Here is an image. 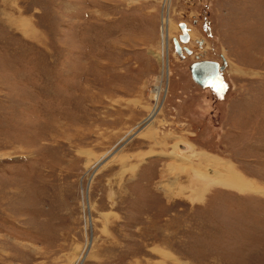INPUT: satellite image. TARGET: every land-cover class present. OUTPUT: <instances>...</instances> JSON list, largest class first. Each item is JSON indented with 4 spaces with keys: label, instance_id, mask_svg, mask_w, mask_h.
Returning a JSON list of instances; mask_svg holds the SVG:
<instances>
[{
    "label": "rangeland",
    "instance_id": "374dc122",
    "mask_svg": "<svg viewBox=\"0 0 264 264\" xmlns=\"http://www.w3.org/2000/svg\"><path fill=\"white\" fill-rule=\"evenodd\" d=\"M0 264H264V0H0Z\"/></svg>",
    "mask_w": 264,
    "mask_h": 264
},
{
    "label": "water",
    "instance_id": "95a60500",
    "mask_svg": "<svg viewBox=\"0 0 264 264\" xmlns=\"http://www.w3.org/2000/svg\"><path fill=\"white\" fill-rule=\"evenodd\" d=\"M179 29L181 31L179 36L173 38L175 52L182 56H184V52L192 54L193 50H191L187 45L183 46L181 44H187L191 41L189 34L190 28L185 21H182L179 23ZM199 44L202 45L203 41L200 40ZM223 68L224 65L220 67V63L218 61L198 59L191 64L190 70L192 77L197 84L201 85L202 87H217L222 81L220 69Z\"/></svg>",
    "mask_w": 264,
    "mask_h": 264
},
{
    "label": "bare ground",
    "instance_id": "6f19581e",
    "mask_svg": "<svg viewBox=\"0 0 264 264\" xmlns=\"http://www.w3.org/2000/svg\"><path fill=\"white\" fill-rule=\"evenodd\" d=\"M166 23L167 24H170V29H171V25H173V24H171V20L169 19V20H166ZM191 33V30H189V34ZM166 34V33H165ZM164 34V36H163V38H165L166 37V35ZM169 37H171V32L168 30V38ZM191 37V36H190ZM198 43H199V41H198ZM183 46L184 45H186L185 43H181ZM188 44V43H187ZM200 46H202L201 44H199ZM186 53V52H185ZM178 54V53H177ZM188 54V53H187ZM193 54V53H192ZM192 54H188V55H192ZM179 55V54H178ZM179 56H181V55H179ZM220 67H221V64H220ZM221 70L222 69H220V72H221ZM156 113V112H155ZM157 117V116H156ZM139 135V134H138ZM189 144V143H188ZM193 147V146H192ZM172 155H174V156H176V157H178V158H182L183 160H186L187 161V158L185 157V156H179L180 154H178V153H176V151H174L173 153H171ZM213 174V173H212ZM215 176V175H214ZM239 179L237 178V180L235 181V182H232L233 184V186H238L239 185ZM176 187H178L177 185L175 186V187H173L174 189H176ZM174 189H172V190H174ZM182 192V191H181ZM177 195V194H176ZM91 224H93V221H92V219H88L87 220V228H89L90 226H92ZM163 256V255H162Z\"/></svg>",
    "mask_w": 264,
    "mask_h": 264
},
{
    "label": "flooded vegetation",
    "instance_id": "af4514ba",
    "mask_svg": "<svg viewBox=\"0 0 264 264\" xmlns=\"http://www.w3.org/2000/svg\"><path fill=\"white\" fill-rule=\"evenodd\" d=\"M184 57V56H183Z\"/></svg>",
    "mask_w": 264,
    "mask_h": 264
}]
</instances>
